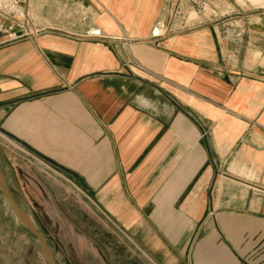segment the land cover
Wrapping results in <instances>:
<instances>
[{
    "label": "crops",
    "instance_id": "0c3cea01",
    "mask_svg": "<svg viewBox=\"0 0 264 264\" xmlns=\"http://www.w3.org/2000/svg\"><path fill=\"white\" fill-rule=\"evenodd\" d=\"M22 1L39 31L0 45V130L52 196L135 264H264V12Z\"/></svg>",
    "mask_w": 264,
    "mask_h": 264
},
{
    "label": "rangeland",
    "instance_id": "374dc122",
    "mask_svg": "<svg viewBox=\"0 0 264 264\" xmlns=\"http://www.w3.org/2000/svg\"><path fill=\"white\" fill-rule=\"evenodd\" d=\"M196 1V10L207 18L230 19L264 12V0ZM186 13L193 16V9L188 8ZM8 139L0 130V168L6 186L14 203L35 224L55 264H135L126 241L100 237V229L95 228L77 198L52 196L45 188L42 168L30 160L34 154L9 145ZM57 191L59 195L61 191ZM0 264H48L38 239L20 221L1 188Z\"/></svg>",
    "mask_w": 264,
    "mask_h": 264
},
{
    "label": "built area",
    "instance_id": "2783aa9c",
    "mask_svg": "<svg viewBox=\"0 0 264 264\" xmlns=\"http://www.w3.org/2000/svg\"><path fill=\"white\" fill-rule=\"evenodd\" d=\"M81 18H84V14L81 15ZM38 31L39 29L34 27L22 0H0V45L10 43ZM150 32L151 36H160L167 31L161 21H156ZM86 34L92 36L101 35L95 26H89ZM134 63L141 69L146 70L141 63L135 61ZM153 77L162 79L157 74H153ZM250 188L253 194L259 198H264L263 186L251 184Z\"/></svg>",
    "mask_w": 264,
    "mask_h": 264
},
{
    "label": "water",
    "instance_id": "95a60500",
    "mask_svg": "<svg viewBox=\"0 0 264 264\" xmlns=\"http://www.w3.org/2000/svg\"><path fill=\"white\" fill-rule=\"evenodd\" d=\"M0 188L2 193H4V196L6 200L8 201L11 208H13L15 214H17L18 218L22 223H24L31 233L34 234L36 239H38L39 245L43 251V254H45L48 264H55L53 255L51 254V251L47 244L45 243L44 239L40 236L35 224L31 222L29 216L25 213V211L21 208H19L13 201L10 192L8 191V188L6 186L5 178L3 177L1 168H0Z\"/></svg>",
    "mask_w": 264,
    "mask_h": 264
},
{
    "label": "bare ground",
    "instance_id": "6f19581e",
    "mask_svg": "<svg viewBox=\"0 0 264 264\" xmlns=\"http://www.w3.org/2000/svg\"><path fill=\"white\" fill-rule=\"evenodd\" d=\"M261 1V0H260ZM257 2V1H256ZM259 2V1H258ZM260 3V2H259Z\"/></svg>",
    "mask_w": 264,
    "mask_h": 264
},
{
    "label": "flooded vegetation",
    "instance_id": "af4514ba",
    "mask_svg": "<svg viewBox=\"0 0 264 264\" xmlns=\"http://www.w3.org/2000/svg\"><path fill=\"white\" fill-rule=\"evenodd\" d=\"M81 238V237H80Z\"/></svg>",
    "mask_w": 264,
    "mask_h": 264
}]
</instances>
